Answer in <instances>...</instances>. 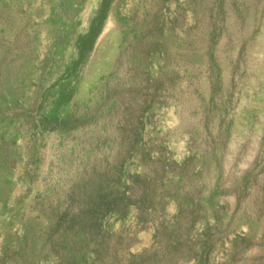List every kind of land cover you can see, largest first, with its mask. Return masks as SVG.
<instances>
[{"label":"rangeland","instance_id":"374dc122","mask_svg":"<svg viewBox=\"0 0 264 264\" xmlns=\"http://www.w3.org/2000/svg\"><path fill=\"white\" fill-rule=\"evenodd\" d=\"M103 1L0 0V264H264V0Z\"/></svg>","mask_w":264,"mask_h":264},{"label":"trees","instance_id":"16d2710c","mask_svg":"<svg viewBox=\"0 0 264 264\" xmlns=\"http://www.w3.org/2000/svg\"><path fill=\"white\" fill-rule=\"evenodd\" d=\"M105 4H106V0L103 1V5H104L103 8L105 7ZM95 32H96V30H95ZM95 32H94V30H92L91 32H89L88 36L91 39H93Z\"/></svg>","mask_w":264,"mask_h":264}]
</instances>
